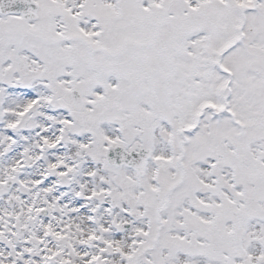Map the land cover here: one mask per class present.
Masks as SVG:
<instances>
[{"label":"snow or ice","instance_id":"1","mask_svg":"<svg viewBox=\"0 0 264 264\" xmlns=\"http://www.w3.org/2000/svg\"><path fill=\"white\" fill-rule=\"evenodd\" d=\"M0 264H264V0H0Z\"/></svg>","mask_w":264,"mask_h":264}]
</instances>
